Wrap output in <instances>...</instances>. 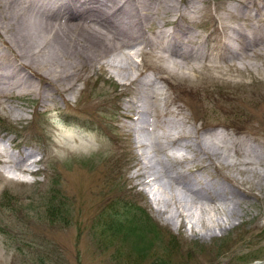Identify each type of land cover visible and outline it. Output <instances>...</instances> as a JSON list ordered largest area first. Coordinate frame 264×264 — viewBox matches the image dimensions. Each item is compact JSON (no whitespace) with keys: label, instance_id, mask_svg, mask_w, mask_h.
Here are the masks:
<instances>
[{"label":"rangeland","instance_id":"374dc122","mask_svg":"<svg viewBox=\"0 0 264 264\" xmlns=\"http://www.w3.org/2000/svg\"><path fill=\"white\" fill-rule=\"evenodd\" d=\"M54 1L59 6L68 3L76 10L94 8L96 12L109 0ZM175 1L184 15L161 27L164 18L159 9L151 22L135 31L136 36L153 38L154 32L175 30L178 24L207 37L206 50L217 51L220 32L215 30L214 15L218 17L219 12L214 7L236 3ZM188 3L206 6L207 13L202 10L189 18L193 14L186 9ZM101 23L93 25L111 34ZM134 43L139 46L144 42L139 39ZM56 49L65 52L61 42ZM161 54L171 58L168 51L140 55L139 69L130 71L136 80L126 83L123 76L118 75L119 82L109 73L117 75L115 69L121 66L114 52L88 57L86 81L78 83L77 93L65 92L61 97L52 90L50 97L43 98L30 87L47 82L44 66L34 58L30 69L21 68L16 49L0 33V68L10 75L18 74L25 88L23 93L16 89L10 95L0 93V139L8 140L4 143L8 153L24 151L34 161L29 171L13 167L10 161L0 162V231L5 232H0V264H264V191L253 190L242 200V214L231 225L213 211L202 220L180 216V224L172 227L154 214L139 184L141 177H134L141 167L139 159L144 166L154 165L162 153L170 151L158 137L169 116L180 124L177 111L197 127L206 122L227 132L248 128L264 140V53L254 56L248 52L242 61L222 58L225 69L206 72L196 79L159 64L154 55ZM161 75L162 80H157ZM5 81L0 80V90ZM59 83L67 85V81ZM164 97L169 101L166 104ZM132 98L147 114L141 145L131 131L137 116L128 119L126 114L134 110L124 107ZM172 100L177 103L169 105ZM11 108L21 109L24 118L12 119ZM198 177L205 179L200 174ZM53 189L58 193L57 204L48 200ZM126 197H135L149 222L163 226L162 233H143L139 225H122L118 232L105 230L107 206ZM168 232L174 243H170Z\"/></svg>","mask_w":264,"mask_h":264},{"label":"bare ground","instance_id":"6f19581e","mask_svg":"<svg viewBox=\"0 0 264 264\" xmlns=\"http://www.w3.org/2000/svg\"><path fill=\"white\" fill-rule=\"evenodd\" d=\"M40 1H43L42 6H38ZM229 1L236 4H217L214 7V11L219 12L218 17L214 15L215 30L220 32L216 36L217 51L214 48L206 50L204 43L207 37L193 34L178 24L175 30L154 32L153 38L136 36L135 31L151 22L159 9L164 18L161 27L184 15L175 0L159 3L157 0H109L100 4L96 12L94 8L76 10L68 3L64 7L59 6L54 0H0V33L16 49V60L21 68L30 69L35 59L44 66L43 75L47 82L43 86L30 87L31 92L43 98L50 97L52 90L59 96L65 92L77 93L78 83L86 81L85 59L102 57L109 51L116 54L115 59L121 65L115 69L117 75L109 71L119 82L122 81L118 75L126 79L124 83L136 80L130 71L139 69L142 61H137L139 56L155 51H168L171 56L154 55L159 64L196 79L206 72L225 69L222 58L242 61L248 57V52L254 56L264 53V15L259 17L264 12V0ZM186 9L193 14L188 15L191 19L202 10L207 13L206 6L202 8L192 3H188ZM93 12L96 15H90ZM170 15L173 17L171 20L168 18ZM100 21L113 34L96 29L93 24ZM40 38L44 40L39 50ZM139 39L144 43L134 46ZM60 42L65 52L60 53L56 49ZM79 43L81 46L78 47ZM33 49L37 51L32 52ZM38 52L45 57L38 56ZM19 77L0 68V80H7L2 83L0 93L10 95L15 89L23 93L25 88L18 81ZM161 77L157 80H162ZM64 81L67 85L60 86L59 82ZM164 101L165 104L169 102L165 97ZM175 103L172 100L169 105ZM124 107L134 110L126 114L128 119L137 116L131 131L141 145L146 135V111L133 98ZM175 115L181 117L180 124L173 122V115L169 116L166 128L158 137L170 151L162 153L161 160L154 165L144 166L139 159L141 167L137 168L134 177H141L139 184L148 196L154 214L172 227L180 224V216L202 220L213 211L222 214L231 225L242 214V200L252 195L253 190L264 191V154L261 153L264 140L255 130L248 128L227 132L206 122L197 127L181 112L177 111ZM11 117L21 120L24 113L21 109L11 108ZM249 138L251 140L246 143ZM6 142L8 140L0 139V162L10 161L13 167L29 171L34 161L28 159L24 151L8 153L4 147ZM199 174L205 179H199ZM161 215L165 217L161 218ZM219 229L225 230V227Z\"/></svg>","mask_w":264,"mask_h":264},{"label":"trees","instance_id":"16d2710c","mask_svg":"<svg viewBox=\"0 0 264 264\" xmlns=\"http://www.w3.org/2000/svg\"><path fill=\"white\" fill-rule=\"evenodd\" d=\"M56 193L57 191L54 190V193L49 195L48 200H51L50 203L53 201L54 203L57 204L58 197L57 195H55ZM60 202L61 204L63 203L61 200ZM3 206L4 204H2V207ZM106 215L108 218L106 217L105 220L103 219L104 221L102 226L105 230H112L118 232L121 231L122 225L128 227L129 225L130 226L139 225L143 233H151L152 231L154 233H159L164 229L163 226H160L159 224H152L151 222H149V218L147 213L145 212V209L138 204L135 197H126L125 199L123 198L115 199L107 206ZM0 232L5 233L4 230H1ZM168 233L170 237V243H174L175 240L171 236L172 234L170 232Z\"/></svg>","mask_w":264,"mask_h":264}]
</instances>
